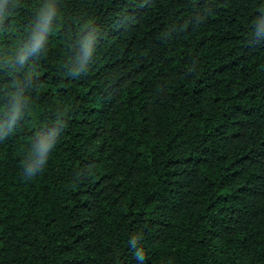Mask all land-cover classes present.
<instances>
[{"label": "trees", "instance_id": "trees-1", "mask_svg": "<svg viewBox=\"0 0 264 264\" xmlns=\"http://www.w3.org/2000/svg\"><path fill=\"white\" fill-rule=\"evenodd\" d=\"M44 0H18L0 57ZM46 50L27 69L30 106L0 140V264H264V0H57ZM99 30L86 73L71 37ZM0 60V64H2ZM0 66V86L11 81ZM66 126L25 179L33 135Z\"/></svg>", "mask_w": 264, "mask_h": 264}, {"label": "clouds", "instance_id": "clouds-1", "mask_svg": "<svg viewBox=\"0 0 264 264\" xmlns=\"http://www.w3.org/2000/svg\"><path fill=\"white\" fill-rule=\"evenodd\" d=\"M18 6V0H0V25L13 16ZM57 0H44L35 12L33 21L20 47L16 48L6 58L0 57V66L7 69V75L12 79L0 86V140L13 134L24 119L30 106V91L33 88L30 69L36 57L46 50L49 34L59 18ZM250 36L253 41L264 42V8L252 23ZM99 41V30L90 22H85L73 37H71L72 59L68 61L67 73L76 78L86 73L96 55ZM51 123L36 131L22 161V175L31 179L40 174L47 166L52 151L64 131L67 120L53 112ZM144 234L142 230L130 234L128 243L133 249V255L139 264H145Z\"/></svg>", "mask_w": 264, "mask_h": 264}]
</instances>
